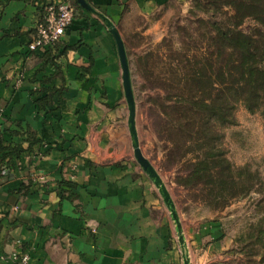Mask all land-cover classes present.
I'll list each match as a JSON object with an SVG mask.
<instances>
[{
  "label": "crops",
  "instance_id": "1",
  "mask_svg": "<svg viewBox=\"0 0 264 264\" xmlns=\"http://www.w3.org/2000/svg\"><path fill=\"white\" fill-rule=\"evenodd\" d=\"M64 1L0 0V264H227L219 226H182L181 240L134 162L116 44L97 15L124 40L131 18L183 0H86L97 14L79 6L53 49L29 51Z\"/></svg>",
  "mask_w": 264,
  "mask_h": 264
},
{
  "label": "rangeland",
  "instance_id": "2",
  "mask_svg": "<svg viewBox=\"0 0 264 264\" xmlns=\"http://www.w3.org/2000/svg\"><path fill=\"white\" fill-rule=\"evenodd\" d=\"M222 12L233 14L230 8ZM208 19L191 1H171L150 16L131 18L123 29L138 143L167 189L181 227L217 224L219 230L212 241L228 242L222 250L230 253L227 264H264L263 249L251 237V225L262 216L256 203L264 195V117L236 102L231 123L208 124L212 125L209 134L215 131L220 135L215 147L224 152L235 170H240L237 173L249 172L254 177V187L247 196L227 200L218 199L211 183L191 181L194 155L188 152L196 145L186 141L187 137L178 132L186 128L171 118L181 100L183 80L193 75L202 55L207 54L211 37L210 26L205 24ZM254 28L259 26L252 20H245L241 26L245 31ZM129 149L137 164L131 139Z\"/></svg>",
  "mask_w": 264,
  "mask_h": 264
},
{
  "label": "trees",
  "instance_id": "3",
  "mask_svg": "<svg viewBox=\"0 0 264 264\" xmlns=\"http://www.w3.org/2000/svg\"><path fill=\"white\" fill-rule=\"evenodd\" d=\"M188 1L209 17L205 24L210 26L211 37L199 67L183 80L181 100L174 106L171 118L180 128H186L178 130L187 137L186 141L196 145L188 152L194 155L191 181L199 185L211 183L218 191V199L245 197L254 187L253 175L237 173L240 170H235L224 152L215 147L220 135L215 131L209 134L212 125L208 124L231 123L236 102L264 117V0ZM68 2L74 13L80 9L76 0ZM223 8H230L233 14L223 13ZM245 20L254 21L259 28L241 29ZM256 204L262 216L251 225V237L261 245L264 257V195Z\"/></svg>",
  "mask_w": 264,
  "mask_h": 264
},
{
  "label": "water",
  "instance_id": "4",
  "mask_svg": "<svg viewBox=\"0 0 264 264\" xmlns=\"http://www.w3.org/2000/svg\"><path fill=\"white\" fill-rule=\"evenodd\" d=\"M76 1L78 5L85 11L89 13L97 14V12L90 6V4L86 0H76ZM97 15H99L100 18L103 20L107 30L112 35L115 41V44H116V49H117L120 67H121L122 88H123L124 99H125L127 111H128L127 127H128V132H129V136H130L131 143H132L131 145H132L134 158L137 164L139 165V167L142 169V171L150 178L154 186L157 188L164 203L166 204V206L168 207L170 211L172 220L175 226L177 227V232L179 234V237L182 240L183 236H182L180 220L178 216L176 215L171 197L167 189L165 188L161 178L157 174L156 170L154 169L152 164L149 162V160L143 155L139 147L136 126H135V121H136L135 99H134L133 90H132V82H131L128 58H127L124 41L122 39V36L118 28L108 18H106L105 16L101 14H97ZM186 258H187V255H186Z\"/></svg>",
  "mask_w": 264,
  "mask_h": 264
},
{
  "label": "built area",
  "instance_id": "5",
  "mask_svg": "<svg viewBox=\"0 0 264 264\" xmlns=\"http://www.w3.org/2000/svg\"><path fill=\"white\" fill-rule=\"evenodd\" d=\"M73 16L74 12L68 1L48 6L35 27V36L28 45L29 51L33 52L39 48L53 49L60 42ZM12 259L26 264L29 256L14 253Z\"/></svg>",
  "mask_w": 264,
  "mask_h": 264
}]
</instances>
